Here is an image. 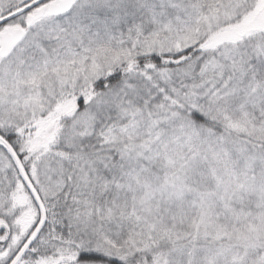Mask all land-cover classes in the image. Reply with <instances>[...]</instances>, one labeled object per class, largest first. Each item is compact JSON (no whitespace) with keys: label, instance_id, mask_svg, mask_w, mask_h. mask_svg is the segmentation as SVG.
Here are the masks:
<instances>
[{"label":"snow or ice","instance_id":"6c2138e0","mask_svg":"<svg viewBox=\"0 0 264 264\" xmlns=\"http://www.w3.org/2000/svg\"><path fill=\"white\" fill-rule=\"evenodd\" d=\"M0 264H264V0H0Z\"/></svg>","mask_w":264,"mask_h":264}]
</instances>
